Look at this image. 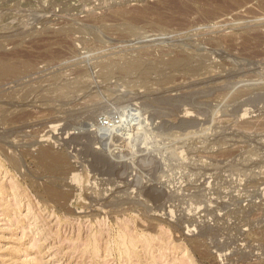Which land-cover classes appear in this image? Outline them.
I'll list each match as a JSON object with an SVG mask.
<instances>
[{
  "label": "rangeland",
  "instance_id": "rangeland-1",
  "mask_svg": "<svg viewBox=\"0 0 264 264\" xmlns=\"http://www.w3.org/2000/svg\"><path fill=\"white\" fill-rule=\"evenodd\" d=\"M0 54L25 72L0 77V264H264V0H0ZM133 59L157 69L124 75ZM108 122L132 139L108 150ZM58 123L83 192L36 158Z\"/></svg>",
  "mask_w": 264,
  "mask_h": 264
},
{
  "label": "bare ground",
  "instance_id": "bare-ground-1",
  "mask_svg": "<svg viewBox=\"0 0 264 264\" xmlns=\"http://www.w3.org/2000/svg\"><path fill=\"white\" fill-rule=\"evenodd\" d=\"M111 11H113V10H111ZM131 12V11H130ZM144 16H145V14H144ZM29 29V28H28ZM49 29V28H48ZM51 29V28H50ZM18 32V31H17ZM23 32V31H22ZM63 32V31H62ZM35 33V32H34ZM60 33V32H59ZM12 35V34H11ZM15 35V34H14ZM34 36V35H33ZM21 39H25V38H21ZM18 40V39H17ZM181 55H185L184 54V52H179ZM183 53V54H182ZM179 54V55H180ZM1 55V54H0ZM6 55V54H5ZM10 55V54H9ZM14 55V54H13ZM17 55V54H16ZM186 55H189V54H187L186 53ZM11 56V55H10ZM14 57V56H13ZM10 59H12V58H10ZM204 59V58H203ZM192 60H194V59H192ZM201 61V60H200ZM191 57H189V56H181V57H177L176 59H173L172 61H170V62H168L167 64L169 65V66H171V67H183V68H186V69H188V71H189V69H191ZM22 63V62H21ZM23 64V63H22ZM109 64V63H108ZM115 64V63H114ZM205 64V63H204ZM19 65V64H18ZM21 65V64H20ZM106 65V64H105ZM113 65V64H112ZM155 64H146V63H144V61H140V60H134L133 59V61H130V62H128V63H126L125 65H122V66H120L119 67V70L122 72V73H124V75H127V74H133V73H137V74H139V76H141L140 78H142L141 80H143V79H145L149 74H151L152 72H154L157 68L154 66ZM32 64L29 62L28 63V61L27 62H25V64H24V69H25V71L26 70H29V69H31L32 68ZM114 66V65H113ZM113 66H111V68L113 67ZM200 66H201V64H200ZM108 67H109V65H108ZM196 68V67H195ZM202 68H204V67H202ZM22 69V68H21ZM104 69V68H103ZM107 70H108V68H107ZM109 70H110V67H109ZM200 70V69H199ZM21 70L19 69V67H17V64H15V63H13V62H11V60H9L8 58H5V57H1L0 56V77H2V78H10V77H18V75L19 74H21ZM157 72V71H156ZM22 73H25V72H22ZM87 73V72H86ZM104 74H105V72H103ZM84 75V74H83ZM86 75V74H85ZM20 76V75H19ZM80 77V76H79ZM85 77V76H84ZM83 78V77H82ZM57 79V78H56ZM62 79H63V77H62ZM61 79V80H62ZM89 79V78H88ZM60 80V79H59ZM81 80V79H80ZM90 80V79H89ZM119 80H121V79H119ZM3 81V80H2ZM4 81H5V79H4ZM7 81V80H6ZM12 81V80H11ZM51 81H53V80H51ZM57 82V80H54V82ZM83 81H86V80H83ZM166 80H164V82H165ZM1 82V81H0ZM30 82V81H29ZM50 82V81H49ZM55 82V83H56ZM59 82V81H58ZM60 82H62V81H60ZM75 82H77L76 84L78 85V82L79 81H75ZM3 83H5V82H3ZM3 83H1V84H3ZM71 83H73V82H71ZM141 83V82H140ZM61 84V83H60ZM83 85L84 84H86V82L85 83H82ZM25 85V84H24ZM45 85H47V84H45ZM49 85V84H48ZM54 85H56V84H53V86ZM71 85H74V84H71ZM90 85V83L88 84V86ZM215 85V84H214ZM52 85H50V87H53ZM58 86V85H57ZM61 86V87H60ZM59 87L60 88H62V85H60ZM75 86V85H74ZM85 86H87V85H85ZM87 86V87H88ZM205 86V85H204ZM1 87V86H0ZM10 87V86H9ZM31 87V86H30ZM48 86H46V88H47ZM64 87H65V85H64ZM68 87V86H67ZM71 87V86H70ZM70 87H68V89L70 88ZM90 87V86H89ZM8 88V87H7ZM6 88V89H7ZM35 88H38L39 90L40 89H42V86L41 87H37V86H35L34 88L32 87V88H30V89H35ZM75 88H81L80 87V85L78 86V87H76L75 86ZM86 88V87H85ZM84 88V89H85ZM3 89V88H2ZM2 89H0V90H2ZM26 89V88H25ZM30 89H29V91H30ZM63 90H64V88H62ZM61 89V90H62ZM71 89V88H70ZM84 89H82L81 88V90H84ZM88 89H92V86H91V88H88ZM26 90H28V89H26ZM43 90V89H42ZM41 90V91H42ZM45 90V89H44ZM56 89H54V90H52L53 92H57L58 91V89L55 91ZM67 90V89H66ZM81 90H77V91H81ZM94 90V89H93ZM93 90H91V91H93ZM114 90V89H113ZM216 90H219L218 88L216 89ZM5 91V90H4ZM32 91V90H31ZM35 91V90H34ZM47 91H49V90H46V91H43V94H44V92H47ZM51 91V92H52ZM73 91H75V89H73ZM71 92V93H73L74 94V92ZM91 91H86V92H91ZM111 91V90H110ZM109 91V92H110ZM24 93H25V91H23ZM51 92H47V95L49 94L50 95V97H51V94H52V96H53V93H51ZM62 92V91H61ZM64 92V91H63ZM82 92V91H81ZM112 92H115V91H112ZM215 92V91H214ZM216 92H218V91H216ZM215 92V94H217ZM31 93V92H30ZM35 93V92H34ZM37 93V92H36ZM34 94V95H37V94ZM57 93H60V92H57ZM57 93H54L55 95L57 94ZM66 93H69V92H66ZM39 94H40V91H39ZM38 94V95H39ZM90 94H92V93H90ZM94 94V93H93ZM24 95V94H23ZM26 95H28L27 93H26ZM41 95V94H40ZM46 95V94H45ZM46 95V96H47ZM68 95H70V93L68 94ZM218 95V94H217ZM216 95V96H217ZM31 97H32V94L30 95ZM90 96V95H89ZM97 96V95H96ZM23 97H26V96H23ZM34 97H36V96H34ZM38 97V96H37ZM47 97H49V96H47ZM56 97V96H55ZM63 97V96H62ZM67 98L69 97L70 98V96H66ZM88 97V96H87ZM20 98V97H19ZM72 98V97H71ZM89 98V97H88ZM210 98V97H209ZM9 99V98H8ZM22 99H24V98H22ZM26 99H28V98H26ZM35 100L37 99V98H34ZM42 99V98H41ZM61 99H63L64 100V98H60L59 97V100H61ZM74 99V98H73ZM10 100V99H9ZM38 100V99H37ZM67 100V99H66ZM88 100H90V99H88ZM12 100H10V102H11ZM39 101V100H38ZM69 101V100H68ZM72 101V100H71ZM103 101V100H102ZM126 101V100H125ZM209 101H212L211 100V98H210V100ZM17 102V101H16ZM33 103H34V101H33ZM32 103V104H33ZM41 103V102H40ZM61 103V102H60ZM202 103H204V101L202 102ZM205 103H207V102H205ZM213 102H211V104H212ZM36 104V103H35ZM121 104V103H120ZM201 104V103H200ZM208 104V103H207ZM17 105V104H16ZM57 105V104H56ZM55 105V106H56ZM110 105V104H109ZM123 105V104H122ZM121 105V106H122ZM213 105V104H212ZM5 106V105H4ZM71 106V105H70ZM117 107H118V105H116ZM120 106V105H119ZM2 107V106H1ZM0 107V108H1ZM8 107V106H7ZM47 107H48V104H47ZM46 107V108H47ZM52 107V106H51ZM54 107V106H53ZM57 107V106H56ZM58 107H59V105H58ZM100 107H102V106H100ZM117 107H115V110L117 109ZM109 108V107H108ZM200 108V107H199ZM214 108V107H213ZM60 109H62V108H60ZM113 109V108H112ZM11 110V109H10ZM9 110V111H10ZM58 110V109H57ZM57 110H55V111H57ZM90 110V109H89ZM100 110V109H99ZM118 110H119V107H118ZM8 111V112H9ZM95 111H97V110H94V112ZM104 111H106V110H104ZM111 110H108V112H110ZM113 111V110H112ZM1 112L3 113L2 114V116L3 115H5V113L3 112V110H1ZM117 112V111H116ZM119 112V111H118ZM58 113V112H57ZM62 113V112H61ZM228 113V112H227ZM1 114V113H0ZM7 114V113H6ZM71 114V113H70ZM225 114V113H224ZM66 115V114H65ZM105 115H108V114H105ZM111 115H113V116H115V113L114 114H111ZM17 116V115H16ZM20 115H18V117H19ZM24 116H25V114H24ZM56 116V115H55ZM217 116H219V115H217ZM10 117V116H9ZM108 117H109V115H108ZM1 119L3 118V117H0ZM8 118V117H7ZM6 119V118H5ZM61 119V118H60ZM111 119V118H110ZM121 119V118H120ZM135 119H137V118H135ZM220 119H221V116H220ZM10 120H12V119H10ZM112 120V119H111ZM115 120V119H114ZM54 121V120H53ZM59 121V120H58ZM123 121H125L124 119H123ZM123 121H121V122H123ZM133 121H135V120H133ZM60 122H62V121H60ZM110 122V121H109ZM108 122V123H109ZM111 122H113V120L111 121ZM54 123V122H53ZM57 123V122H56ZM91 123V122H90ZM114 123V122H113ZM116 123V122H115ZM199 123V122H198ZM50 124H51V122H50ZM59 124L60 123H58V124H53V125H50V127H49V130L46 132V134H44L43 136H42V138H41V140L40 141H38V144H39V147L38 148H36L35 149V151L37 152V156H36V158H38L45 166H46V168L48 169V171L50 172V174H53V175H57L58 177V183L62 186V187H70L73 191H80V192H83L84 191V189L89 185V184H92V183H90V179H89V177H90V173H88V171L85 169V168H83V169H80V167H78V166H74L73 167V165H72V167L70 166V169H69V165H68V159H67V156H65L63 153H57V152H54L53 150H52V145H49V142H51V138L53 137V135H56V130L59 128ZM93 124V123H92ZM111 124V123H110ZM117 124H119V123H117ZM2 125V124H1ZM113 125V124H112ZM133 125H135V126H137V131H139L140 130V133L141 132H143L142 130L144 129V131H145V129L147 128L146 127V125H147V123H146V118L143 120V119H141V120H136V123L135 124H133ZM204 125V124H203ZM99 126V125H98ZM101 126V125H100ZM117 126V125H116ZM116 126H112V128H110V129H104V128H101V127H96L97 128V130H98V134H99V136L101 135V137H108L107 139H104V138H102V139H104V140H106V142H108V144H105L104 143V140H102V142H103V144H105L106 146H111V144H113L112 143V141H113V139L115 138V139H117L116 137H118V140L120 139V137H122L123 139H125L124 137H126L128 140H130V139H132V134H129L128 132V134L127 133H125V134H123V133H121V134H119L118 133V130L119 129H117L116 128ZM200 126H201V124H200ZM209 126H210V124H209ZM91 127V126H90ZM94 127H95V125H94ZM121 126H119V128H120ZM124 127V126H123ZM123 127H121V128H123ZM130 127V126H129ZM191 127H193V126H191ZM202 127V126H201ZM220 127V126H219ZM190 128V127H189ZM210 128H211V130H212V127H209V128H207V127H205V128H198V130H197V128H196V130H191V131H189V132H187V133H185V134H180V136L181 135H185V136H192V134L193 135H195L198 131L199 132H201V135H202V133H210ZM1 129V128H0ZM85 129V128H84ZM149 129V128H148ZM109 130V131H108ZM125 130H128V129H125ZM221 130H226L225 129V127H224V129L222 128ZM60 131H62V130H60ZM64 131V130H63ZM103 131H105L104 133H103ZM120 131V130H119ZM132 131V130H131ZM130 131V132H131ZM134 131V130H133ZM149 131H154V130H149ZM209 131V132H208ZM213 131V130H212ZM220 130H218V132H219ZM228 131V130H227ZM145 132H147V131H145ZM222 132V131H221ZM221 132H219V133H221ZM96 133H97V131H96ZM139 133V134H140ZM152 132H149V134L148 135H150ZM154 133V132H153ZM152 133V134H153ZM204 133V134H205ZM227 133L228 132H226V133H224L223 134V132H222V134H223V136L224 135H227ZM74 134V133H73ZM76 134V133H75ZM94 134H95V132H94ZM137 133H135V135H136ZM143 135H146V134H144V133H142ZM60 135V134H59ZM71 135V134H70ZM97 135V134H96ZM206 135V134H205ZM216 135H218L217 133H216ZM61 136V135H60ZM60 136H59V138H60ZM79 136V135H78ZM142 136V135H141ZM209 136H211V135H208V137ZM220 136V135H219ZM219 136H217V137H219ZM97 137H98V135H97ZM138 137H140V136H138ZM137 137V138H138ZM158 137V136H157ZM160 138H161V136H159ZM164 137V136H163ZM212 137V136H211ZM227 137V136H226ZM230 137V136H229ZM228 137V138H229ZM99 139H100V137H98ZM141 138V137H140ZM152 137H150L149 139H151ZM207 138V137H206ZM214 138V137H213ZM213 138H211V139H208L207 141H212V139ZM221 138V137H220ZM224 138H225V136H224ZM115 139H114V141H115ZM156 139V138H155ZM155 139H153L152 138V141H154ZM157 139H159V138H157ZM177 139V138H176ZM226 139V138H225ZM101 140V139H100ZM173 140H175V138L173 139ZM181 140V139H180ZM205 140V139H204ZM216 141H217V138L215 139ZM218 140H219V138H218ZM227 140V139H226ZM225 140V141H226ZM55 141V140H54ZM148 141V140H147ZM146 141V142H147ZM157 141H159V140H157ZM206 141V142H207ZM224 141V142H225ZM99 142H101V141H99ZM117 142V141H116ZM127 142V141H126ZM129 142V141H128ZM133 142V141H132ZM145 142V141H144ZM151 142V141H150ZM155 143L154 144H156V145H158V146H155V149H156V147H159L160 148V146H159V144H157L156 143V140L154 141ZM169 142V141H168ZM177 142V141H176ZM175 142V143H176ZM219 142V141H218ZM48 143V144H47ZM178 143V142H177ZM176 143V146H178L179 144H177ZM118 144V143H117ZM120 144V143H119ZM125 144V143H124ZM216 144V143H215ZM3 146H4V144H2ZM114 145H116V144H114ZM122 145V144H121ZM131 145V144H130ZM142 145V144H141ZM145 145V144H144ZM149 145V144H148ZM150 145H152V144H150ZM0 146H1V143H0ZM120 146V145H119ZM146 146V145H145ZM144 146V147H145ZM175 146V145H174ZM133 147V146H132ZM137 147V146H136ZM140 147V146H139ZM150 147V146H149ZM154 147V146H153ZM165 149H166V147L165 146H163ZM31 148V147H30ZM113 148V147H112ZM116 148V147H115ZM147 148V147H146ZM145 148V149H146ZM164 148H160V150L161 149H164ZM173 148V147H172ZM177 148V147H176ZM180 148V147H179ZM56 149V148H55ZM59 149V148H58ZM57 149V150H58ZM109 149H111L110 147L108 148V150ZM127 149V148H126ZM132 149V148H131ZM184 149V148H183ZM225 149V148H224ZM3 150H6L7 151V149L6 148H3ZM116 150V149H115ZM136 150H138L139 151V149H136ZM149 150H151V148L149 149ZM148 150V151H149ZM159 150V151H160ZM174 150V149H173ZM0 151H2V150H0ZM118 151V150H117ZM142 151V149L140 150V152ZM146 151V150H145ZM163 151V150H162ZM166 151V150H165ZM167 151H169V150H167ZM176 151V150H175ZM174 151V152H175ZM180 151L182 152V150H181V148H180ZM103 152V151H102ZM119 152V151H118ZM140 152H139V154H140ZM170 152V151H169ZM174 152H172L173 154H174ZM180 152V153H181ZM222 152V151H221ZM6 153V152H5ZM106 153V152H105ZM107 153H109V151L107 152ZM106 153V154H107ZM128 153V152H127ZM130 153V152H129ZM179 153V152H178ZM184 153V155H185V152H183ZM7 154V153H6ZM106 154H104V155H106ZM112 154V153H111ZM12 155V154H11ZM36 155V154H35ZM131 155V154H130ZM166 155V154H165ZM175 155H177V154H175ZM181 155V154H180ZM183 155V154H182ZM183 155V156H184ZM228 155V154H227ZM116 156V155H115ZM133 156V155H132ZM136 156V155H135ZM139 156V155H138ZM186 156V155H185ZM12 157H13V155H12ZM35 157V156H34ZM134 157V156H133ZM132 157V158H133ZM162 157H164V156H162ZM14 158V157H13ZM18 158V157H17ZM74 158V157H73ZM129 158V157H128ZM137 158V157H136ZM170 158V157H169ZM177 158H179V156L177 157ZM183 158V157H182ZM131 159V158H130ZM180 159V158H179ZM14 160V159H13ZM16 160V159H15ZM14 160V161H15ZM165 161V160H164ZM167 161H170V159L169 160H167ZM131 162V161H130ZM149 163V162H148ZM171 163V162H170ZM16 164H18V162H15V165ZM71 165V164H70ZM84 165V164H83ZM171 164H169V166H170ZM19 166V165H18ZM165 166H166V164H165ZM167 167V166H166ZM152 168V167H151ZM169 168H171V166L169 167ZM167 169V168H166ZM68 174H70L71 175V177H70V180L68 179ZM137 174V173H136ZM41 175V174H40ZM52 175V176H53ZM65 176H67V178L65 179ZM50 177V176H49ZM54 177L55 176H53V177H51V178H53L54 179ZM254 178V177H253ZM252 178V179H253ZM47 180H50V179H47ZM51 181H54V180H52L51 179ZM51 181H48V183L49 182H51ZM87 182H89V184L87 185ZM52 183V182H51ZM51 183H50V185H51ZM69 185V186H68ZM92 186V188H93V186L94 185H91ZM89 188H91V187H89ZM45 189V188H44ZM86 190V189H85ZM47 191V190H46ZM71 191V190H70ZM48 192L50 193V195L52 196V197H55V198H58V199H60V198H64V196H65V194L61 191V188L59 187V186H51L49 189H48ZM177 194V193H176ZM48 195V194H47ZM113 196H116V193L113 195ZM112 196V197H113ZM47 197V196H46ZM68 198V197H67ZM66 198V199H67ZM117 198V197H116ZM116 198H113V200H115ZM148 198V197H147ZM162 198V197H161ZM53 199V198H52ZM118 199H120L121 200V198H118ZM129 199V198H128ZM50 200V199H49ZM125 200V199H124ZM160 200V199H159ZM50 201H52V200H50ZM54 201H55V199H54ZM63 201V200H62ZM65 201V200H64ZM122 201V200H121ZM115 202V201H114ZM114 202H113V204H114ZM125 202V201H124ZM129 202H131V201H129ZM134 202V201H133ZM120 203V202H119ZM119 203H118V205H119ZM122 204V203H121ZM126 204V203H125ZM143 204V203H142ZM115 206H117L118 207V205L117 204H114ZM126 206V205H125ZM117 207H115L116 209H117ZM121 207V206H120ZM124 207V206H123ZM122 207V208H123ZM166 207V206H165ZM213 207V206H212ZM215 207V206H214ZM217 207V206H216ZM219 207V206H218ZM154 208V207H153ZM152 208V209H153ZM119 209V208H118ZM163 209V208H162ZM113 210H115V209H113ZM120 210V209H119ZM155 210V209H154ZM252 210H254V209H252ZM125 211V210H124ZM164 211V210H163ZM121 213V212H120ZM181 213V212H180ZM183 213V212H182ZM156 216L157 215H159V216H161V213H159L158 212V210L156 211ZM169 214H170V212H169ZM245 216V215H244ZM207 217V216H206ZM214 219V218H213ZM178 220V219H177ZM215 220V219H214ZM157 221V220H156ZM178 222V221H177ZM216 222V221H215ZM196 223V222H195ZM190 224V223H189ZM209 224V223H208ZM201 226V225H200ZM210 227V226H209ZM195 235V234H194ZM198 236V235H197ZM123 243H125V236L123 235ZM130 238V237H129ZM198 238V237H197ZM131 240H132V243H129L131 246H133V243H134V241H133V237L131 238ZM130 240V241H131ZM128 242V241H127ZM148 242H150V241H148ZM122 243V244H123ZM146 243H147V241H146ZM200 243V242H199ZM127 245V244H126ZM126 245H122L123 247L122 248H126L125 246ZM148 245V244H147ZM149 246V245H148ZM129 247V246H128ZM127 247V248H128ZM134 247V246H133ZM131 249V248H130ZM123 252H127V253H124V255L125 254H128V253H131V252H128V250L126 249L125 251H123ZM133 253V252H132Z\"/></svg>",
  "mask_w": 264,
  "mask_h": 264
},
{
  "label": "built area",
  "instance_id": "built-area-1",
  "mask_svg": "<svg viewBox=\"0 0 264 264\" xmlns=\"http://www.w3.org/2000/svg\"><path fill=\"white\" fill-rule=\"evenodd\" d=\"M103 128L104 129H110V128H112V125H110L109 123H106V124H104Z\"/></svg>",
  "mask_w": 264,
  "mask_h": 264
}]
</instances>
